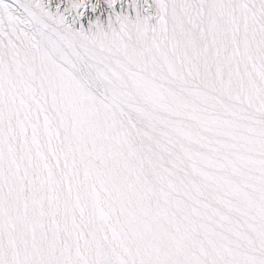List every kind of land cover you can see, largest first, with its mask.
Segmentation results:
<instances>
[{
  "label": "rangeland",
  "instance_id": "rangeland-1",
  "mask_svg": "<svg viewBox=\"0 0 264 264\" xmlns=\"http://www.w3.org/2000/svg\"><path fill=\"white\" fill-rule=\"evenodd\" d=\"M17 1L0 0V44L21 51L32 33L34 44L45 47L31 13L50 15L47 23L72 45L76 41L75 52L81 42L89 54L77 53L100 57L102 70L118 78L117 95L110 98L122 109L113 108L116 120L142 164L143 181L166 215L179 262L240 264L234 257L241 254L251 264H264L263 0H107L108 13L87 25L63 9L79 14L76 8L85 4L98 13L101 8L95 5L102 0ZM2 5L13 15L10 32ZM68 55L75 69L66 65V70L79 72L85 88L106 101L109 97L89 76L96 74L93 66L82 67L76 61L80 55ZM18 69L25 75L34 65L23 57ZM132 76L152 83L172 110L149 107ZM1 92L0 111H8L0 121V264H113L111 252L121 264H149L115 224V212H105L108 195L93 183L108 219L101 224L89 215L78 190L80 165L69 157L72 149H61L44 101L34 94L29 101L19 93L9 100ZM42 119L49 128L43 138ZM142 129L160 139L161 150L150 153L159 144L148 141ZM174 134L181 138L174 140ZM20 148L27 155L25 164L17 158ZM165 150L172 155L163 158ZM171 159L192 168L179 170ZM34 160L43 164L41 171ZM92 223L98 227L88 232Z\"/></svg>",
  "mask_w": 264,
  "mask_h": 264
},
{
  "label": "bare ground",
  "instance_id": "bare-ground-1",
  "mask_svg": "<svg viewBox=\"0 0 264 264\" xmlns=\"http://www.w3.org/2000/svg\"><path fill=\"white\" fill-rule=\"evenodd\" d=\"M106 1L107 0H102V2L100 1L101 3L98 1L96 2V8L97 6L101 8L98 13H96V9L91 10L90 7L89 9H86L87 7L85 4L76 8V10L79 9V14L74 12V8L73 11L72 8L63 9L62 13H67L68 16L75 14V20L78 22L83 20L84 24L87 25L88 23L94 22L97 17L99 19L102 15L108 13H106ZM17 3L18 5H22L21 2L17 1ZM72 4L75 5L74 2ZM18 5L15 4V6ZM23 5L26 4L23 3ZM2 7L5 10L4 17L8 21L6 31L10 32L13 24V15L10 13L9 6L2 5ZM91 8L93 9V6H91ZM31 15L34 19L32 22L35 21L34 25H39H37V27L40 32H37V34L40 37L43 34L45 37L43 40L45 41L46 46L41 47L40 43L34 44L37 37L32 33L29 34L32 36L31 39L29 38V35L27 39V36L25 37L26 45L21 51L13 50L8 44H0V84L2 85V90H0V92L4 91L6 93L5 95H8L9 100H12L13 97L17 95L16 93H19L20 96H23V98L29 101L32 94L44 101L48 112L51 111L52 115L50 116L55 123L57 128L56 131L60 136L61 149H72L73 154H70L69 157L74 159L80 165V171H78L80 188L78 190H82V196L84 199L81 201H85L91 217L93 216L94 218L95 216L97 221L101 224H105L108 219V216L101 213V208L99 209L101 206H99L97 199L100 197L97 198L99 194L96 196L98 192L96 193L93 188L97 187V190H99L100 193L108 195L107 197L104 195V198L102 197L103 203L105 204V212L106 209L110 215L113 211L115 212V224L125 231V236L128 239L134 241L133 247L135 246V250L141 252V256L145 262L149 264H181L169 239L166 215L153 198L148 184L143 181L141 177L142 164L137 160L136 153L129 148V145L119 128V123L116 120L115 114H117V111L120 113L122 109L119 107L118 103L115 104L110 98L117 95L114 94V92L117 91L116 88L119 86L118 78L110 76L105 70H102V60L100 57L91 54L88 55V57H83L82 53L80 54L79 52L82 50V52H85L87 50L84 49L83 44H80L81 42H77L79 43V46L77 45L78 49L81 48V50H76L75 52L74 46H76V41H74L75 43L73 42L72 45V40H68L65 35H61V33H58L59 31L55 30V27L53 28L51 24L47 23L50 22V15H46L49 20L38 13L32 12ZM23 21L26 22L27 20ZM30 44L34 46V48L31 47ZM77 51H79V54ZM69 53L73 54L74 57L78 55L81 56H78V60L75 59L80 65H82V63H88L93 66L92 69L96 70V74L92 75L90 72L91 75L89 76H93L91 77L92 82L104 91L105 96L109 97L106 101L85 88L79 77V72L71 73L66 70V65L75 69L69 61ZM85 54L89 53L85 52ZM23 57L30 58L34 65V69H28L25 72V75L21 74L18 69L20 67V59ZM84 65H82V67H84ZM90 71L92 70L90 69ZM83 73L84 72L82 71V74ZM102 77H104V79ZM132 81L133 85L140 92L142 98L149 107L164 111L172 110L171 108L173 107H170L169 103L163 98L161 93L152 83L138 76H132ZM1 94L3 93L1 92ZM1 100H3V98ZM115 107L117 111L113 109ZM7 111L4 113L6 114ZM4 113L0 111V121L4 116ZM139 116L144 117L142 114ZM18 121L21 120L18 119ZM127 122H129L128 119L125 123ZM155 122L157 123V119ZM17 123H14L12 127L15 131L20 132V125ZM37 123L39 124L38 120ZM40 125V131L43 138V135L46 136V131L49 128L48 124L43 119ZM154 128L155 127H153V129ZM142 133L148 141L154 144H159L158 146H155L156 148L153 151H150L151 154L161 150L162 143L154 133L148 132L146 129H142ZM173 138L174 140H178L181 136L174 134ZM44 139L48 140L46 137ZM19 142H17V144ZM43 142L44 141H42V143ZM62 142H64L67 147ZM31 144H33V142ZM174 144L177 145L176 143ZM3 150L4 156L7 158V150L5 148H3ZM18 151H20V153L18 152L19 156L17 157L20 161L19 163H27V155L24 150L20 148ZM166 153L172 155L171 150H165L163 151V158ZM39 160L34 161L37 162L35 164L38 165V171H41L43 164L41 165ZM171 160L172 164L175 163L179 170L186 167L192 168L191 165H188L189 163L187 161L180 160L182 163V166H180L173 159ZM185 172L187 171L185 170ZM90 177L92 179H90ZM92 183L95 186L92 187ZM194 186L198 188L197 185H193V187ZM185 188L187 190L190 189L188 185H185ZM150 194L153 201L149 197ZM96 227H98V225ZM96 227L90 225V228L88 227V232L96 229ZM112 239L114 240L115 238L112 237ZM119 241L120 240H118V242ZM101 243H103V241ZM103 244H105V242ZM123 244L124 243H122V245ZM88 247L90 248L89 244ZM110 254L108 253L107 255H109L113 264H121L119 261L120 258H116L113 253ZM230 254L234 253L231 252ZM234 258H236L240 264H251L250 259L243 257L241 254H236Z\"/></svg>",
  "mask_w": 264,
  "mask_h": 264
}]
</instances>
